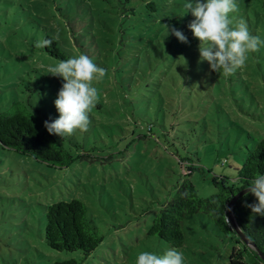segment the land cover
Listing matches in <instances>:
<instances>
[{
    "label": "rangeland",
    "instance_id": "rangeland-1",
    "mask_svg": "<svg viewBox=\"0 0 264 264\" xmlns=\"http://www.w3.org/2000/svg\"><path fill=\"white\" fill-rule=\"evenodd\" d=\"M79 1L0 0V110H12L14 102L22 101L43 122L59 117L54 101L63 81L48 68L61 59L34 46L50 24L41 17L51 16L50 5L60 8L54 9L59 16L51 17L52 23L75 27L70 35L75 48L69 46L73 57L87 55L106 69L103 76L94 73L89 85L97 89L87 110L89 130L59 137L77 156L70 166H52L0 145V264H52L69 258L82 264H137L142 252L162 255L175 247L149 230L178 183L190 179L201 197L216 194L213 178L236 177L250 148L264 137V72L252 76L251 84L243 78L248 75H235L238 80L231 82L227 77L223 91L233 95L231 101L218 98L220 90L207 89L194 97L193 110L183 102L175 119L157 115L134 92L136 50L107 40L106 24L115 22L109 13L99 14L96 0ZM134 106L137 115H146L136 118L130 110ZM149 125H154L152 131ZM179 157L194 159L193 174L182 173ZM75 197L86 202L104 235L84 258L81 250L58 251L45 240L46 205ZM184 232L186 242L176 248L182 264H234L230 257L240 244L208 214L188 216ZM245 259L253 264L250 255Z\"/></svg>",
    "mask_w": 264,
    "mask_h": 264
},
{
    "label": "trees",
    "instance_id": "trees-1",
    "mask_svg": "<svg viewBox=\"0 0 264 264\" xmlns=\"http://www.w3.org/2000/svg\"><path fill=\"white\" fill-rule=\"evenodd\" d=\"M186 2L187 0H96L100 5L99 14L109 13L107 17L115 22L114 26L107 25L109 19L103 20L100 17V21L106 24L109 31L107 40H118L120 44L136 50L133 58L137 73L135 94L143 95L142 101L157 115L162 112L172 119L180 114L183 102H187L186 105L193 110L194 100L200 98V94L207 89L220 90L218 98L231 101L233 95L223 91L226 89L227 77H232L231 82L233 79L238 80L235 75L239 74V79L242 75H248L249 78H243L251 84L252 76L261 77L264 72V46H258L257 51L247 50L244 65L235 73L221 74L212 71L208 61L200 63V42L194 38L188 27L194 17L184 8ZM234 3L238 5V11L230 12L229 17H234L237 21L243 18L250 35H259L264 40V0H234ZM50 8L51 16H41L50 22L49 26L44 27L43 40L51 39L57 32L59 40L53 41L51 47L40 49L61 60L72 58L73 51L69 46L75 48V45L70 35L75 27L68 26L69 22L65 21L62 25L52 23L51 17L59 16L54 9L59 7L50 5ZM165 25L169 26V32ZM171 27L181 31L188 42H181L171 33ZM81 44L83 47V42ZM233 99L237 100L235 96ZM130 110L136 118L146 115H137L135 106ZM151 123L155 124V121ZM153 126L149 125L151 131ZM0 145L33 156L52 166H70L77 158L65 147L59 136L48 133L44 122L22 101L14 102L12 110H0ZM179 160L184 164L182 173L185 176L193 174L196 169L194 159L179 157ZM225 163L226 161L223 164ZM236 170L238 174L232 179L227 176L214 177L213 181L219 191L209 197H201L195 183L190 179L178 183L176 194L163 204L155 217L149 230L150 235L159 236L175 248L182 247L186 242L184 223L187 217L202 212L211 216L226 236L234 238L240 244V247L233 249L230 257L232 263L248 264L245 259L248 254L253 258V264H264L258 251L247 245L234 230L228 214L232 197L248 187L255 175L264 174V137L250 148L243 165ZM245 201L253 203L256 198L248 194V191L239 197L234 205L235 217L242 230L264 254V217H252L251 210L244 206ZM46 220L45 240L55 250H81L84 258L103 242L104 235L89 215L86 202L78 197L46 205ZM82 262L78 258H69L52 264Z\"/></svg>",
    "mask_w": 264,
    "mask_h": 264
},
{
    "label": "clouds",
    "instance_id": "clouds-1",
    "mask_svg": "<svg viewBox=\"0 0 264 264\" xmlns=\"http://www.w3.org/2000/svg\"><path fill=\"white\" fill-rule=\"evenodd\" d=\"M184 8L191 12L194 19L188 27L194 38L199 40V62L208 61L211 70L221 73H235L245 63L247 50L257 51L264 46L259 35H250L246 21L230 18L229 13L238 11L234 0H187ZM231 25V28H230ZM169 32V26L165 25ZM171 33L181 42L187 43V37L175 27ZM59 40V32L51 39L37 40L36 48L51 47L53 41ZM106 69L98 67L87 55L60 60L55 67L50 66L48 73L62 78V87L54 101L59 117L44 121V127L51 135L62 140L74 134L75 129L87 132L91 127V119L87 110L93 105L97 89L90 87L94 73L100 76ZM248 194L256 201L244 206L251 210L253 216L264 217V174L255 175L249 185ZM137 264H182V253L179 249L170 248L162 255L152 252L139 254Z\"/></svg>",
    "mask_w": 264,
    "mask_h": 264
},
{
    "label": "water",
    "instance_id": "water-1",
    "mask_svg": "<svg viewBox=\"0 0 264 264\" xmlns=\"http://www.w3.org/2000/svg\"><path fill=\"white\" fill-rule=\"evenodd\" d=\"M248 191V187L240 190L237 194L234 195V197H232L231 201L229 202L228 205V214H229V220L232 224V227L234 228V230L238 233V235L240 236V238L250 247L254 248L255 250L258 251L260 257H262L264 259V254L259 250V248L257 247V245L255 244V242L242 230V228L240 227L235 214H234V205L235 202L237 201V199H239V197H241L244 193H246Z\"/></svg>",
    "mask_w": 264,
    "mask_h": 264
}]
</instances>
